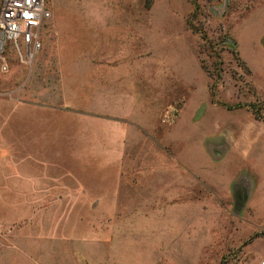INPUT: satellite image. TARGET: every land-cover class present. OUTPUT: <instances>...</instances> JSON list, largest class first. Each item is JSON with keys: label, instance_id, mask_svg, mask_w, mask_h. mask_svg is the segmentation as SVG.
Here are the masks:
<instances>
[{"label": "rangeland", "instance_id": "1", "mask_svg": "<svg viewBox=\"0 0 264 264\" xmlns=\"http://www.w3.org/2000/svg\"><path fill=\"white\" fill-rule=\"evenodd\" d=\"M45 3L32 62L2 55L0 264H262L264 0ZM92 39L136 54L125 118L63 85Z\"/></svg>", "mask_w": 264, "mask_h": 264}, {"label": "crops", "instance_id": "2", "mask_svg": "<svg viewBox=\"0 0 264 264\" xmlns=\"http://www.w3.org/2000/svg\"><path fill=\"white\" fill-rule=\"evenodd\" d=\"M48 9L50 10L48 4ZM87 11L93 14L103 12L94 7H87ZM51 12V10H50ZM52 13V12H51ZM51 17V16H50ZM93 23V22H92ZM98 39L89 41V48L86 54L82 55H62L59 54V60H64L66 64L62 68L61 74H64L63 85L69 92H78L82 95H92L90 108H96L98 114H104L106 117L118 116V119L131 114L137 97V64L136 54L131 53H105L104 45L99 48ZM42 46V41H41ZM148 78V81H147ZM144 87L153 86L152 71L145 70L143 76L139 78ZM79 89V90H78ZM82 101L84 98H81ZM93 99L95 100L93 102ZM152 99H150L151 102ZM7 114H16L17 117L25 119L26 106H33L24 102H14L7 104ZM112 110V112H110ZM128 110V112H127ZM1 111V108H0ZM5 111V108H4ZM15 111V112H14ZM119 111V113L117 112ZM0 115L2 113L0 112ZM7 147V146H6ZM1 148V146H0Z\"/></svg>", "mask_w": 264, "mask_h": 264}, {"label": "built area", "instance_id": "3", "mask_svg": "<svg viewBox=\"0 0 264 264\" xmlns=\"http://www.w3.org/2000/svg\"><path fill=\"white\" fill-rule=\"evenodd\" d=\"M51 16L45 0H0V67L7 69L2 55L6 42L15 41L21 60L31 63L34 55L41 47L39 29L42 21ZM23 36L22 54L18 38ZM264 264V262H262Z\"/></svg>", "mask_w": 264, "mask_h": 264}]
</instances>
